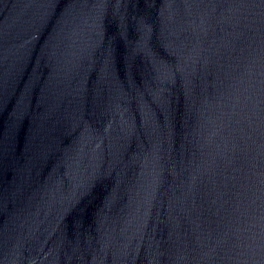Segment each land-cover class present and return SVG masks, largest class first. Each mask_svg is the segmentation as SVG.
<instances>
[{
	"label": "water",
	"instance_id": "water-1",
	"mask_svg": "<svg viewBox=\"0 0 264 264\" xmlns=\"http://www.w3.org/2000/svg\"><path fill=\"white\" fill-rule=\"evenodd\" d=\"M0 264H264V0H0Z\"/></svg>",
	"mask_w": 264,
	"mask_h": 264
}]
</instances>
